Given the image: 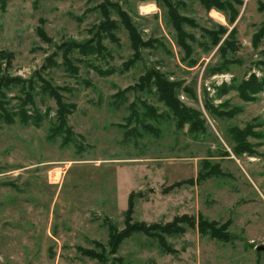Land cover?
I'll list each match as a JSON object with an SVG mask.
<instances>
[{"label":"rangeland","instance_id":"obj_1","mask_svg":"<svg viewBox=\"0 0 264 264\" xmlns=\"http://www.w3.org/2000/svg\"><path fill=\"white\" fill-rule=\"evenodd\" d=\"M173 1L199 24L180 23L186 45L163 0H0V75L38 73L7 96L16 104L20 86L32 87L50 109L40 126L0 122V264H264V88L246 87L264 81V0H232L233 21ZM219 24L226 32H207ZM162 76L191 120L161 98ZM40 78L76 107L65 142L48 136L57 103ZM144 106L155 114L144 118ZM202 168V180L169 187ZM182 215L183 233H134L111 252L128 220L165 226ZM202 217L227 222L231 241L202 234Z\"/></svg>","mask_w":264,"mask_h":264},{"label":"trees","instance_id":"obj_2","mask_svg":"<svg viewBox=\"0 0 264 264\" xmlns=\"http://www.w3.org/2000/svg\"><path fill=\"white\" fill-rule=\"evenodd\" d=\"M163 1L169 6L170 20L171 19L173 20V23L178 31V34L180 35V40H179L180 44L182 41L183 42L182 44L186 45L184 39L186 32L181 28L180 23L182 22V20H184L186 21L185 23H187L188 25L198 27L199 24L196 22L195 18H188L181 16L179 12V6L173 0H163ZM199 1L208 11L212 8H218L227 13V17L229 18L230 21H233V19L236 18V14H237L236 11L238 10L236 8H233L232 0H199ZM238 1L240 3V1L242 0H238ZM259 8L261 10L264 9V2L260 4ZM231 11L234 12L233 15H231L232 13ZM175 18H176V22H175ZM219 26L220 29H218L217 31H214V29H207V32L212 35L213 33L218 34L219 31L222 33L226 32V28L222 24H219ZM42 29L43 27H39L37 32L38 33L40 32L41 35H44V31ZM215 41L218 42L219 41L218 38L212 40L213 45L216 44ZM91 45L92 44H89L85 48V50L88 49L89 47H92ZM231 47H233V45H231L230 41H226L222 49L226 48L227 49L226 51L228 52L231 49ZM95 49L97 50V47H95ZM235 49H236V45H235ZM133 60H128V62L132 64L135 62ZM62 63L66 66L69 65L68 69H71L73 67L72 65H70L71 63H69L67 59H63ZM74 70L76 69L74 68ZM34 75L37 76L38 73L36 72ZM31 77L25 79L20 76L11 77L8 75H3V76L0 75V122H4L5 124L11 125L19 121L22 124H34L36 126H40L42 125L43 121L50 116V109H47L46 111H42L36 106L35 96L32 87L27 89L29 92L26 93L27 90L24 87V85L20 86L22 95L13 96L14 98L16 97L19 101L16 104H11V99L13 98L10 99L7 96L10 86L19 85L20 83H24V82L31 83V81H33V78ZM40 79L42 80L43 83L42 91L45 92V94H48L52 98H54L57 103L55 121L52 123L50 127V134L48 136L53 138L55 136L62 135L63 140L65 142L69 140L72 135H74L73 130L68 122V116L75 110L76 107L74 104L65 101L63 95L61 94V90H62L61 87L58 86L56 87L52 83L47 82L42 78ZM141 81L148 85L150 83H153L154 79L153 76L149 73L148 75L146 74L145 76H143L141 78ZM155 81L158 86L161 98L175 112L176 116L181 120V122H184L186 120H191L189 114H184L182 112L184 111V109L187 108L182 106L180 101L176 99V96L174 94L175 83L173 82L171 83V81H169L164 76H162L160 79L155 77ZM249 85L255 87L254 90L263 89L264 81H260L255 78L251 82H248V85L246 87H248ZM122 93L124 92L120 91L116 93L115 96L122 99L121 97V95H123ZM144 107H145L144 118H147L150 115V113H152L153 115L155 114L152 108L148 106H144ZM189 111L194 113L191 110ZM145 125H147V123ZM179 127H181V124H179ZM143 128L147 129L146 126H144ZM197 128L198 127L195 124L192 127V129H197ZM207 164H211V162L207 160L205 161V163H203L205 171L207 168ZM204 169L202 168L200 170V172L197 175V178L192 177L190 179H183L180 181H176L173 185L169 187L173 189L176 186H181L186 183L192 184L194 183L195 180L197 181L202 180L203 178L206 177V172L203 171ZM210 172L212 175H215L219 173V170L215 165H212V170ZM134 197L135 194L134 192H132L129 196V207L126 211L128 215L131 213L133 206L135 205ZM188 219H189L188 215L177 216L176 218H174L172 222H169L165 226H159L158 224L148 225L144 222L131 223L128 220L126 223V228L124 230L119 231V233H116V229L113 230L112 241H110L112 248L111 252L116 251L119 248L121 241L129 236H132L134 233H144L147 236H154L159 240L164 239L159 229L165 231L167 234L183 233L185 231V228L177 226L176 224L180 221H185ZM193 225L194 223L192 221V226ZM200 231L202 234H209L211 237L216 238L218 240L231 241L232 239V235L228 231L227 222L220 224L217 221H209L208 219L202 217L200 219ZM80 249L83 250V248ZM83 251L85 253L90 254L88 251L91 250H83ZM92 256H98V254L93 252Z\"/></svg>","mask_w":264,"mask_h":264},{"label":"built area","instance_id":"obj_3","mask_svg":"<svg viewBox=\"0 0 264 264\" xmlns=\"http://www.w3.org/2000/svg\"><path fill=\"white\" fill-rule=\"evenodd\" d=\"M58 173V171H56ZM55 172L54 176H52V173L49 174V181H54V182H58L60 181V179H58V174Z\"/></svg>","mask_w":264,"mask_h":264}]
</instances>
